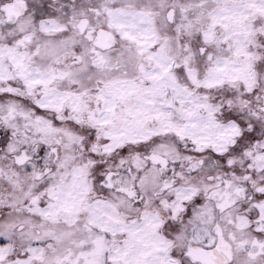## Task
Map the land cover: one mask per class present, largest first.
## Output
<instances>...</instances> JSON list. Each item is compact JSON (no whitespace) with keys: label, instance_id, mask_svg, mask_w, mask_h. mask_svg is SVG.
I'll use <instances>...</instances> for the list:
<instances>
[{"label":"snow or ice","instance_id":"snow-or-ice-1","mask_svg":"<svg viewBox=\"0 0 264 264\" xmlns=\"http://www.w3.org/2000/svg\"><path fill=\"white\" fill-rule=\"evenodd\" d=\"M0 264H264V0H0Z\"/></svg>","mask_w":264,"mask_h":264}]
</instances>
